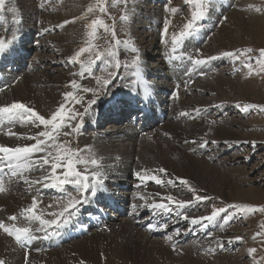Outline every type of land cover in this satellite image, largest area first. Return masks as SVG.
Listing matches in <instances>:
<instances>
[{
  "label": "rangeland",
  "instance_id": "rangeland-1",
  "mask_svg": "<svg viewBox=\"0 0 264 264\" xmlns=\"http://www.w3.org/2000/svg\"><path fill=\"white\" fill-rule=\"evenodd\" d=\"M150 1L151 0H103V6L106 10L101 12L99 10L98 0H5V9L1 13L7 14L11 23L18 18V15H21L22 18L28 16L29 18H34L35 20L33 19V28V23L28 22L26 28L35 29L39 34L46 28L50 29V31L48 30L40 35V49L32 55V68L28 73H25L26 76H22L17 82L21 83L22 79L28 76L32 80L34 77L40 80V78H38L40 74L49 75V79L47 80L50 81V85L46 86V88L52 100H56V104L53 101V104L49 106L50 108L55 106L53 108L54 111L52 109L48 110L40 105L35 111L38 112L39 115L46 113V115L49 116L54 114L61 104H65L66 109H74L75 112L82 114V117L79 116V118L83 119L87 115L88 111L86 112L85 110L89 108L90 101L93 99H95V101H102L103 98L111 97V94L122 91V89H120V84L112 82V77L115 74L124 77L126 75V71H124L123 68L128 67L131 69L133 67L132 61L136 59L137 56L139 57V64L143 65L142 62H146L150 64V67L160 65L165 74L167 66H165L164 60L165 58L169 59L170 49L172 48V37L174 35L179 36V34L185 30V25L191 20L193 13L196 11H203L205 13L204 18L197 22L201 24L208 23L206 26L208 37L201 45L202 47H197L198 52H200L199 58L222 56V53L225 51L235 52L239 58L233 60L232 58L223 57L228 59L226 61V65L216 68L214 72L199 74L197 82L189 89H186L184 91V95L182 93L183 90L179 95L180 97L177 99L176 106L174 105L175 108L172 110L174 118H172L171 114V118L165 120L164 122L169 125L173 124L174 127L180 128L183 132H188L189 130L186 125L187 117L182 118L177 122L175 119L178 111H184V103L187 107L193 109L189 103H192L194 100L199 98L201 100V105L199 107H203L204 109L202 110H206L207 108L210 113L209 116L205 115L204 118H208L209 120L207 123V130L205 131L206 133H204V136L207 135V137L203 136L204 138L200 140V145H202L205 141L207 142L206 152L200 153L201 146L197 143L195 144V149L192 148L191 150L186 146H182L184 150H181L180 152L186 154V156L187 153L189 156H193L192 158L196 160L198 165L200 164L199 166L209 165L210 167H213L212 169L209 168L210 171H206V173L208 172L206 177H209L208 179L205 177L206 181L209 180L208 186L204 185L205 183L196 185L193 180H190L192 185H178L175 183L178 182V178H173L175 181L169 185L167 184V173L165 172L166 177H162L165 187L160 190V194L165 198L171 196L173 201H175L176 198L177 200L179 199L183 202H190L191 204L194 203L195 196L197 195L207 198L204 199L206 200L204 203L193 205L191 209L189 208L190 210L187 213L189 218L210 216L214 208L218 209L221 207H227L228 205H247L254 208L264 207V110H261L264 109V70H261L260 65L257 63V60L259 59V51L260 49H264V37H261V35H258L256 32L258 23L261 24L264 29V0H227V2L226 0H221L222 4H226H220L219 6H217L219 4L218 0H215L217 5H213L207 0H189V2H186V0H160L164 1V4H161L160 7L149 8V6H155L156 3V1ZM90 5L94 6L91 13L87 11ZM242 5L244 7H242ZM215 7L217 9H215ZM172 8L176 9V11L172 12ZM218 8L221 9L219 10ZM245 8L246 10L251 8V10L254 11L259 8L260 11H256L257 14H255V17H252L253 15L249 16L246 12V14L243 15L244 17L241 18V21L244 22V26L236 27L234 22L235 20L232 17L230 19L228 14L234 10H236V12L240 11L239 13H241L242 11H245ZM172 14L174 15L172 16ZM122 17H126V19H122ZM94 20L103 21V24L108 27V31H105L103 27H98L95 37L91 39L92 47L80 56L81 62L68 63L67 61L70 56L77 53L81 47L87 46L90 38L88 36L89 29L86 26L91 24ZM143 20L148 25L147 29L140 28V25L138 24ZM65 21H67V23H65ZM25 22L26 21H24V23ZM11 28L12 27H9V31ZM76 28H79L80 30L82 29L81 31L79 30L78 35L72 34V32L77 30ZM151 28L154 30H156V28L159 29L155 35L150 34L149 37L147 35L148 33H152ZM165 28H167L168 31L166 34L163 30ZM149 29H151L150 32H148ZM219 29L223 32H218L217 30ZM161 31H163V33ZM0 33L3 34L2 31ZM176 33L178 34L176 35ZM141 34H145V43L142 48L139 42L141 39L139 36H141ZM197 39H202V35H198ZM117 41H120L119 45L116 43ZM223 45H225V47ZM133 48L137 51L133 52ZM225 48L229 50H225ZM243 49H252V52L242 53L240 50ZM98 52L102 54L100 59H96V53ZM109 52L114 54L109 55ZM41 60L42 64L38 66L37 64ZM149 60H152L151 62L155 63H151ZM89 62H92L93 64L99 63L103 69L98 72L97 76L93 79L82 82L79 76V66ZM163 64L164 66H162ZM246 64H251V73L249 72V68L245 66ZM217 65L219 64L217 63ZM213 75L225 79L224 82L229 85L232 84V89H229L228 87L227 89L225 88L227 92L224 94H221L220 91H213L209 86V83L212 81L210 80L211 77H214ZM206 79L209 81L206 82ZM73 80L80 84L82 89H94L96 95L93 94V91L85 92L81 90L75 94L76 99L81 101L80 103H74L71 101L65 103L64 93L73 91V89L69 86V82ZM43 82H46V79H43ZM163 83L166 84V82ZM240 88L247 89L248 91L243 93ZM35 90L36 92L38 91L37 87ZM6 93L7 91L0 92V100H2L3 94ZM220 95L222 96L218 97ZM190 99L194 100L191 101ZM177 104L179 105L178 111H176ZM246 105H254L258 107H253L245 112L243 110V106ZM210 108H215V110ZM48 116L47 118L51 117ZM230 120H235L237 123L239 122L246 125V128L236 126L231 127L234 131H236L237 135L240 138H244V140L239 141L238 143L234 141L223 143L224 141H215V139H211L213 130L216 129L215 127H221L226 121ZM199 124V121H196L195 125H193L198 129V131L203 128L202 125ZM196 125H199L200 127ZM248 126H250V128H247ZM162 128L163 125L156 130L157 132H155L158 135L164 136L165 134L163 135ZM114 130L115 126L108 125L99 133L104 134ZM145 138L149 139L147 137ZM71 140L72 139L69 137L60 135L57 139V143L68 141L69 146L72 149L80 150V156L88 159L89 161L94 158L98 159L97 155L95 156L92 154L94 153L92 150L94 144L92 145L90 139L86 138L78 140L79 142ZM127 140L130 139H120L118 144H116V150H129ZM141 140L142 139H140V142ZM174 140H181L182 143L187 141L186 138L181 136ZM172 141L173 140H171L167 145L173 146V143L176 141ZM49 143L51 144L52 142L49 141ZM156 143L157 144L152 145L153 147L148 154L149 158L147 157L150 162H152L150 158L154 154L155 161L157 157L156 162L160 163V165H166L165 161L167 158L169 160L172 158L176 160L174 155L173 157L170 155L166 157V145H164V142L158 141ZM194 150L195 152H198L194 153ZM95 151L100 153L98 149H95ZM126 152L131 151H122V153ZM84 154L86 156H84ZM191 157L189 158L193 162ZM138 160L139 158L137 157L136 161ZM150 166L154 167L152 169H157L155 167L163 168L162 166L154 164H150ZM140 168L141 169L138 168L140 171L144 170V167ZM79 169L80 168H78V170ZM88 169L94 171L95 167L89 163ZM217 175L226 176L229 182L235 183L243 191L251 190L249 195L246 198H238L240 200H234L230 197H223L215 192H212L214 191V188H217ZM175 186L184 188L181 189ZM147 187L154 188L155 186L153 184H149ZM171 187H173V189L170 191L175 192L176 194H172L171 192L166 194V192L163 191V189ZM206 187H208L209 190H207ZM225 191L228 190L226 189ZM208 192L211 193V196H206ZM144 196H146L144 204H150L152 196L148 193ZM25 200H27V198ZM137 201L139 202V200ZM186 210L187 208L183 211L185 212ZM218 218V221L221 222L219 224V230L210 234L211 236L205 240L206 243L202 246L204 249L206 247H211V245L214 248L210 249V251L206 249V255L209 256V259H207L209 264H264V212L254 211L251 213H245L241 212L238 208H227V211L221 213L217 219ZM121 221H124V219H121ZM119 222L120 220H117L113 223ZM202 223L205 224V221H202ZM109 224L112 223L110 222ZM147 226L149 229L150 224ZM143 229L144 228H142V230L140 229V232L144 235L148 234V231L144 232ZM170 235L174 238L173 233ZM148 236L150 237L149 242H158L161 246L170 242L168 240L162 241L161 239L164 237L154 238L155 235H152V237L150 235ZM179 243H181L180 240ZM149 245L150 243H148V246ZM153 246L155 247V245ZM190 246L191 244H188L187 246L184 245V243L179 244L175 246L174 250L172 249L170 253L168 252L169 256L177 260V262H182L183 258L192 259L195 256L194 251L196 250L193 249V251L192 249H188ZM250 249H255L256 251L250 255ZM203 254L205 253L203 252ZM178 258L180 260H178Z\"/></svg>",
  "mask_w": 264,
  "mask_h": 264
},
{
  "label": "bare ground",
  "instance_id": "bare-ground-1",
  "mask_svg": "<svg viewBox=\"0 0 264 264\" xmlns=\"http://www.w3.org/2000/svg\"><path fill=\"white\" fill-rule=\"evenodd\" d=\"M154 1H157V0H151L150 2H154ZM226 2H227V0H226ZM147 5H148V3H147ZM243 5H242V7L245 6V5L244 6ZM152 7L153 6H149V8H152ZM216 7H215V9H217ZM140 8H142V7H140ZM218 9L220 10L221 8H218ZM235 9H237V8H235ZM137 12H139V11H137ZM239 12H236V10H234L232 12H229V14H228V17L230 19L232 17L235 20L234 22H235L236 27L244 26V22L241 21V18L244 17L243 15H245L246 12L248 13L249 16L253 15L252 17H255L256 16L255 14H257L258 11L256 12L254 10H251V8L246 10V8H245V11H242L241 13H239ZM134 14H135V12H134ZM148 14H149V12H148ZM173 15L174 14H172V16ZM165 16H166V13H165ZM175 16H176V14H175ZM23 19H24V21H26L25 27H27V22L33 23L34 18H29L28 16H25ZM127 21H129V20H127ZM146 21H148V20H146ZM172 21H173V19H172ZM138 24L140 25V28L147 29V27H148L147 23H145L144 20ZM123 28H121V29L124 30ZM248 28H250V27H248ZM76 29L77 30L72 32V34H74V35L79 34L80 29L79 28H76ZM125 29H126V27H125ZM158 29L159 28H157L156 30L152 29V33H148L147 36H149L150 34L155 35L157 33ZM146 31H148V30H146ZM150 31H151V29H149L148 32H150ZM217 31L220 33L223 32L220 29ZM161 32L163 33V31H161ZM256 32L258 35H261V37H264V29L262 28V25L259 23L256 27ZM167 33H168V31H167ZM177 34L178 33H176V35ZM139 37H141L139 42H140V45L142 48L144 43H145V40H144L145 34L144 35L141 34V36H139ZM150 44H152V43H150ZM223 46L225 47V45H223ZM225 50H229V49L225 48ZM41 64H42V60L39 61L37 65L39 66ZM144 66L141 65V67L144 68L147 72L148 71L151 72L152 77H158V76L166 77L165 76L166 73L164 74L163 68L160 65L156 66L154 68H151L152 70L149 68H145ZM200 74H202V73H200ZM195 75H193V76H195ZM22 76H26V75H21L20 78ZM213 76L214 77H211V79H210L212 81L209 83V86L212 88L213 91H215V92L220 91L221 94H224L227 92V90H225V88L226 89H227V87L229 89L231 88L232 84L229 85L228 83H225L224 82L225 79L218 77L216 75H213ZM38 78H40V80H38L35 77L33 78V80L29 76L24 77L22 79L21 83L15 82L12 86L8 87L9 89L6 88L3 92L7 91V93L3 94L2 100H0V106L10 105L13 102H21V103L27 105L28 107H30L34 110H36L40 105L44 108H47L48 110L52 109L54 111L53 108L55 106L53 108H50L49 106L53 104V101L55 103L56 100H52V98L49 96L48 90L46 88V86L50 85L49 84L50 81L47 80V79H49V75L40 74ZM43 79H46V82H43ZM205 81L207 82L209 80L206 79ZM164 85H165V83L160 81V87H162ZM36 87L38 89L37 92L35 90ZM241 90L243 91V93L248 91L247 89H244V88H242ZM201 92H203V91H201ZM239 92H241V91H239ZM221 96L222 95H220L218 97H221ZM194 99H192V100H194ZM182 100H183V98H182ZM202 100H204V99H202ZM183 102H184V100H183ZM200 102H201V100L199 98L194 100L192 103L190 102L191 104L189 103V105L192 106L193 109H190L184 103V106H183L184 111H178L179 105L177 104V110L176 111H178V112H177V116L175 117L176 122L181 120L182 118L187 117L186 118L187 119L186 125H187L188 130H189L188 132H183L182 130H180V128L174 127L173 124L169 125V124L163 123L162 132H163V135L165 134L164 136L158 135L156 133L157 131L155 133H153L154 131H150V132L146 133V136H145L149 139H146L145 137L140 138V139H142L140 142V139L133 141L132 138H134V135L130 136L129 132L126 130L117 131L116 133H114L115 132V130H114L111 132H106L101 136L98 135L96 137H93L92 135H91L92 137L91 136H87V137L81 136L80 137V129H76L74 131V134L76 136L75 138H77L78 140L88 138L91 140L92 145L94 144L93 149H92L94 151V153H92V154H94L95 156L97 155V157H98V159H96V160L98 161V163L101 166L100 171L103 174V180H105L106 177L118 175V176L122 177L126 182H129V183L135 182L136 184H135V186H133V188H136V187L140 188L134 195H131L132 200H135V202L137 200H139V202L137 201L136 203L131 202V204L136 206L135 210H133V205H131V211L133 212L132 219H125L124 221H120L119 223L111 222L112 224H109L104 229H101L99 231H94V232L90 233L89 236H86V237H83L82 239H80V241L79 240L75 241L77 243L72 242V243H69V245L68 244L63 245L61 248L56 249V250H52L49 252H39V253H35V254H29L27 257L26 263L23 262V256H22L21 252L19 250H17L13 246V244L10 242V240L1 233L0 234V260H3L4 264H81V261H83V264H185V261H186V264H209V262L207 260V259H209V256L206 255V251H207L206 249H208L210 251V249L213 248L212 245H211V247H209V248L206 247L204 249V247H202L204 245L203 242L199 243V244H191V246L188 249H192V250L195 249L196 250V251L193 250L194 254H195L194 258H192V259L183 258L182 262H177V260H175L169 256L170 251H172V249L174 250V246L172 245L173 244L172 242H170V243L167 242L166 244H163L161 246L158 242H154V243L149 242L150 237L148 236V235H150L152 237V235H157L159 233H164L165 231H168L167 228H164V227H162L161 231H154V229H155L154 226L156 225V223H158L160 225H167V223H166L167 222V215H165L164 214L165 212H163V211L152 209L150 207L152 204L164 203L172 209L174 217L176 218L175 223L172 226H170L171 228H173V227L180 225L181 223H187V222H188L187 225L192 226L193 224L190 222V219L185 220L183 218L185 216V212L183 210H185L186 208L188 210L193 205L204 203L206 200L197 201L195 199L193 204H189V206H186L182 209H178L176 202H179L181 200H179V199L177 200L175 198L176 202L173 201L172 203H169V201L163 195L160 194V190L165 187L163 182L161 184H156L155 182L148 180V179L139 180L137 178V173H140L141 175H143L144 170H148L149 175L155 174L162 179V177H166L165 172L162 173L159 170L165 169L166 173H167V177H166L167 184H169V185H171L175 181L173 178H182L184 180H187L189 185H192L190 180H193L196 185H200V184L205 183L204 185L208 186L209 180L206 181V179H205L206 175H208V172L206 173V171H210V169H212L213 167H210L209 165L199 166L200 164L198 165V163H196V160H194L192 158L193 156L192 157L189 156L188 153L186 156V154H183L180 152L181 150H184V148H182V146H186L191 150H192V148L195 149V147H196L195 144L197 143L200 145V140L204 137H207V135L204 136V133H206L205 131L207 130V123L209 122V120H208V118L204 119L206 114L202 113L203 112L202 109H204V108L199 107L201 105ZM80 106H79V108H80ZM81 109H80V111H81ZM210 109H212V108H210ZM48 110H47V112H48ZM206 110H207V108H206ZM192 111L193 112L195 111V112L193 113ZM198 114H200L199 117H197ZM41 116H44L45 118H47L48 115H46V113H43ZM50 116H52V115H49L48 117H50ZM172 118H174L173 111H172ZM200 120L202 123L200 122ZM220 120H222V119H220ZM196 121H199V123H200L199 125H202V127H203L199 131L196 127L193 126V125H195ZM17 123L18 124L15 128H5L4 130H2V133L0 134V145L8 146V147L33 145L36 143V141L34 139H29L28 137L36 136L39 132L44 130L43 126H41L40 128H37V127H34L30 124H21L19 122H17ZM174 125H176V124H174ZM199 125H196V126H199ZM233 126L240 127V128H246V125H244L243 123H239V122L237 123V121H235V120L226 121L223 126L218 127V128H217V126L215 127L216 129L213 130L211 139L213 138V139H215V141L216 140L217 141H219V140L224 141L223 143H226L228 141H234L236 143H238L239 141H243L244 138H240L237 135L236 131H234L233 128H231ZM109 127H111V126H109ZM247 128H250V126H248ZM116 134H121L123 138L130 139V140H127L129 150H121V151L116 150L117 149L116 144H118V141H120L119 138H115ZM179 136L186 138L187 141L182 143L181 140H177V141L174 140L176 138H179ZM162 137H165V138H162ZM41 139H43V138H41ZM171 140H173L172 142L176 141L173 143L174 147L172 145L171 146L167 145ZM158 141L165 143V144L164 143L163 144L166 145V152H165L166 157H168L169 155L171 157H173V155H174L176 157V160L174 158H172L173 159V161H172V159L169 160L167 158L165 161L166 165H164L162 163L164 166L160 165V163L156 162L157 157H156V161H155V158H154L155 154L152 155L150 158L152 162H150L148 160V158H149L148 154L150 153V151L153 147L152 145L157 144L156 142H158ZM193 141H195V143H193ZM198 141H199V143H198ZM172 142H171V144H172ZM112 145H113V150H112ZM89 147H91V146H89ZM94 148L98 149L100 151V153H97ZM159 149H160V146H159ZM85 150H86V148H85ZM49 151H52L53 155H55V149L54 148H50ZM122 151H131V152L122 153ZM90 152H91V149H90ZM197 152H195V150H194V153H197ZM44 155H45V153H36V154H34V158H41ZM84 156H86V155L84 154ZM188 156L193 159V162L191 161V159ZM137 157L139 158L138 161H136ZM88 158H89V156H88ZM150 164L162 166L163 168L155 167L157 169H152L154 167L150 166ZM140 167H144V170L140 171L139 170V169H141ZM96 170L97 169H95V171ZM49 171H50L49 166H45L43 169L40 168L39 166H36V167L30 169L29 171L25 172L23 175L25 177H27L29 180H40L41 177L47 176L49 174ZM40 173H42V174H40ZM9 177H10V173H9ZM9 177L6 181H4L5 191L0 192V221L4 222L5 225H12L10 223L9 217H11L13 215H20L22 210H25L31 206L34 198L37 200V205H38L37 209H36V213L38 215H41L42 218L45 220H52L51 216L46 215L47 212L62 211L64 205L67 203L66 198H59L58 201L50 200V199H47L45 201H40L35 196L34 191L38 188H42L44 183H50V181H45V182L36 183V184H29V183H25L24 180L19 178V177H11V178H9ZM217 178H218L216 180L217 181L216 182L217 188H214V191H212V192H215L216 194H218L220 196H223V197L227 196V197H230L231 199H234V200H236V199L240 200L238 198H241V199L246 198L249 195V192L251 191V190L250 191L249 190L243 191L235 183L229 182V180H228V178H226V176L217 175ZM175 183L178 185L182 184V183H180V179L178 180V182H175ZM16 184H19V186L16 187L15 186ZM149 184H153L155 187L154 188H148L147 186H149ZM111 186L114 188L120 187V183L118 181H116L115 184H112ZM175 187H177V186H175ZM179 188L183 189L184 187H179ZM172 189H173V187L163 189V191L166 192V194H169V192H171L170 190H172ZM206 189L209 190L208 187H206ZM226 189L228 191H225ZM207 190H206V192H207ZM146 193H148L150 196H152L151 200H150L151 201L150 204H144V201L146 200V196H144V195ZM171 193L176 194L175 192H171ZM124 195H126L124 197V200H126V201L129 200V198H130L129 194H124ZM206 196H211V193L208 192L206 194ZM26 198H27V200H25ZM144 212H149V214L151 215L150 219L146 217V218L141 219L139 221L136 220L137 215L140 213H144ZM177 212L182 213V215H177ZM218 220H219V218L217 219V217H216V219L212 223H209L208 221H206V222H208L209 224L219 225L221 222ZM149 224H150V226H149L148 234L144 235L143 233L140 232V229L144 228L145 226H147ZM17 226H29V221L23 217L22 222L20 224H17ZM30 226L33 229H35L39 226V222L33 221V222H31ZM171 228H170V230H171ZM173 236L175 239L174 241H178L177 232H174ZM181 236H183V233H181ZM152 241H155V240H152ZM168 241H170V240H168ZM73 243H75V244L72 245ZM148 243H150L149 246H148ZM177 243H179V241ZM153 245H155V247ZM198 247H201V248H198ZM203 252L205 254H203ZM178 260H180V259L178 258Z\"/></svg>",
  "mask_w": 264,
  "mask_h": 264
},
{
  "label": "snow or ice",
  "instance_id": "snow-or-ice-1",
  "mask_svg": "<svg viewBox=\"0 0 264 264\" xmlns=\"http://www.w3.org/2000/svg\"><path fill=\"white\" fill-rule=\"evenodd\" d=\"M189 2V0H186ZM99 10L104 12L106 9L103 6V0H98ZM251 7V6H250ZM5 9V0H0V12H3ZM94 9V6L90 5L88 7V12L91 13ZM172 12H175L176 9H171ZM256 11H260L259 8ZM205 13L203 11H196L193 13L191 20L185 25V30L182 31L179 36L172 37V50L173 53L176 52L178 45L182 44L183 38L190 36L196 31V22L202 20L204 18ZM122 19H126V17H122ZM67 23V21H65ZM89 36V41L87 46L81 47L80 50L74 55L68 58V63H80V56L89 50L92 47L91 39L95 37L96 30L98 27H103L105 31H108V27L103 24L101 20H94L91 24L86 26ZM165 34L167 33V28L164 29ZM118 45L120 41L116 42ZM133 52L137 50L135 48L132 49ZM242 53H250L252 49H243L240 50ZM5 52L4 41H0V55H3ZM114 53L109 52V55H113ZM101 53H96V59H100ZM222 57L232 58L233 60L238 59L239 56L235 52L225 51L222 53ZM178 57L173 56L172 59H177ZM189 61H191L194 66H204L210 60H215L218 57H204V58H193L192 56L187 57ZM257 63L260 65V69L264 70V49H260L259 51V59ZM133 67H136L139 70V57L132 61ZM119 66V65H118ZM246 67L249 68V72L251 73L252 67L251 64H246ZM83 67V65H82ZM83 75V72H81ZM69 86L73 89L72 92L64 93V101L80 103L81 101L76 99L75 94L79 91H93V94L96 95L95 90L90 89H82V86L78 84L76 81H70ZM3 89L0 88V91ZM95 99L90 101L91 104H95ZM253 107H258L254 105H246L243 106V110L246 112ZM264 110V109H261ZM86 112L88 109L85 110ZM78 116L82 117V114L77 113L72 108L65 107V104H61V106L57 109V111L52 114L50 118H45L44 116L39 115L34 109L28 107L27 105L21 102H13L10 105L0 106V125L4 123H8L10 125L15 124L17 122L21 124H30L34 127L40 128L43 126V131L39 132L36 136H30L29 139H34L36 141L35 144L30 146H16V147H8L0 145V192L5 191L4 187V169L5 167L8 169L10 173V177H19L24 180L25 183L36 184L42 183L45 181H50V183H44V187H52L59 188L61 190L64 189V185L66 184H74L76 186V191L78 193L77 196H68L67 203L64 205L63 210L59 213H54L53 215L58 216L59 219L45 220L41 215L36 213L37 209V200L34 198L30 207L25 210H22L21 216L29 221V226H17L13 224L12 226L5 225L4 222L0 221V229H2L5 233L10 236H13L16 242L21 246L25 247L31 241L37 239L38 237L34 234L35 232H43L44 239H49L52 236L58 234L60 229L72 223L73 217L79 211V207L91 203V198H96L97 194L100 192H105L107 189L104 188L103 185V174L100 171V164L96 159H92L91 161L79 155V151L77 149H72L69 146L68 141H64L62 143H57L58 136L60 135V130L64 127L70 126V121L76 119ZM74 131L76 129H73ZM11 134V133H10ZM64 135H71V133H64ZM43 138V139H41ZM49 141L52 143L50 144ZM195 143V141H193ZM215 143V142H213ZM207 142L205 141L202 146H206ZM50 148L55 149V155H53L52 151H49ZM36 153H45V155L41 158H34V154ZM42 161V162H41ZM89 163L94 166L97 170L92 172L90 175L88 173V165ZM78 165L84 166V172L78 170ZM39 166L40 168H44L45 166H49L50 171L47 176H43L40 180H29L23 174L30 169ZM58 169H63L62 176L57 173ZM160 172H166L165 169H160ZM137 178L139 180H151L156 184H161L163 181L160 177L155 174H148V170H144V174L141 175L137 173ZM180 179V183L187 185L188 181L182 178ZM169 203L173 202V198L171 196L166 197ZM197 201H202L207 199L201 196H195ZM190 202L179 201L176 202L177 208L182 209L188 206ZM135 205H133V210H135ZM152 209L160 210L165 213L171 212L172 209L164 204V203H154L150 206ZM227 208H238L241 212L251 213L254 211L264 212V207L254 208L252 206L247 205H228L227 207L214 208L210 216L199 217V218H189L188 216H184L185 220H189L193 225H200L201 227H205L202 221H208L212 223L216 217H218L221 213L227 211ZM177 215H182V213L177 212ZM10 220L16 221L17 216L13 215L9 217ZM33 221L39 222V227L33 229L30 224ZM157 227V226H154ZM161 227L166 228L167 225H163ZM178 231V230H177ZM171 239V236H169ZM239 239V238H237ZM255 249H250L249 254L251 255L255 252ZM0 264H4L3 260H0ZM83 264V261H81Z\"/></svg>",
  "mask_w": 264,
  "mask_h": 264
}]
</instances>
